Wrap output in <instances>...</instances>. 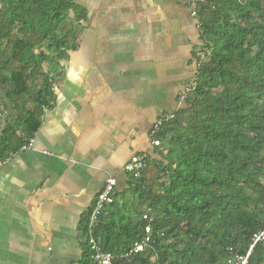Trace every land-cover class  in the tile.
<instances>
[{"label": "trees", "instance_id": "obj_1", "mask_svg": "<svg viewBox=\"0 0 264 264\" xmlns=\"http://www.w3.org/2000/svg\"><path fill=\"white\" fill-rule=\"evenodd\" d=\"M77 1L0 0V87L17 113L0 129V162L32 137L52 100L43 63L56 67L76 49L73 22L85 16ZM196 18L204 53L183 105L155 137L158 158L146 156L138 178L126 173L92 227L114 264H223L264 226V0H204ZM92 205L78 223L75 264H93ZM147 224L149 244L124 257ZM247 264H264V243Z\"/></svg>", "mask_w": 264, "mask_h": 264}, {"label": "crops", "instance_id": "obj_2", "mask_svg": "<svg viewBox=\"0 0 264 264\" xmlns=\"http://www.w3.org/2000/svg\"><path fill=\"white\" fill-rule=\"evenodd\" d=\"M77 4L76 49L43 63L52 100L32 146L0 162V264H75L81 216L108 178L126 187L132 156L158 158L151 127L183 105L204 53L181 0ZM16 115L0 87V129Z\"/></svg>", "mask_w": 264, "mask_h": 264}, {"label": "built area", "instance_id": "obj_3", "mask_svg": "<svg viewBox=\"0 0 264 264\" xmlns=\"http://www.w3.org/2000/svg\"><path fill=\"white\" fill-rule=\"evenodd\" d=\"M181 1L188 9L190 16L194 18H196L198 6L204 3V0H181ZM196 26L200 30V23L198 21H197ZM200 34H201V30H200ZM184 98H185L184 94L180 96L181 101ZM172 117H173V114H169V113L163 114L152 125L151 130H150V135L152 137L153 147L159 146V141L156 140L155 137L157 133L161 130L163 124L171 120ZM31 146H32V139H28L25 145L20 150L31 148ZM145 158H146L145 154L132 156L124 167L125 173L132 175L134 178H138L141 170L143 169L145 165ZM263 184H264V181H263ZM115 187H116V180L114 178H108L105 181L101 191L97 194L93 202L92 209L89 213V221H88L87 230H86V237H87V241H88L89 248L91 251V258H92L93 264H114V257L112 256V254L101 250V248L99 247V245L93 238L92 227L98 220V217L102 213H104L106 206L112 203V196H113ZM142 219L143 220L148 219V221L151 222V219L148 218L146 215H143ZM150 231H151L150 225L149 224L145 225L144 232L147 235H145L143 240L134 243L131 249H129L124 254V257H128L132 253L142 251L143 248L146 245H148L150 242V237H149ZM261 243H264V226L252 234L248 249L245 254H241L237 251H232L231 249H229V255L227 256L223 264H247L248 258H249V255L252 249L256 245L261 244Z\"/></svg>", "mask_w": 264, "mask_h": 264}, {"label": "rangeland", "instance_id": "obj_4", "mask_svg": "<svg viewBox=\"0 0 264 264\" xmlns=\"http://www.w3.org/2000/svg\"><path fill=\"white\" fill-rule=\"evenodd\" d=\"M73 25H76V22H73ZM73 25H72V26H73ZM76 26H77V25H76ZM48 66H49V64L47 65V67H48Z\"/></svg>", "mask_w": 264, "mask_h": 264}]
</instances>
